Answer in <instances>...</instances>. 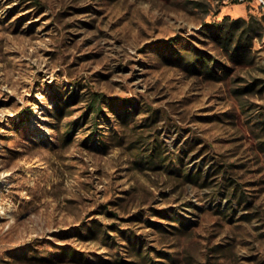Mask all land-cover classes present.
<instances>
[{
	"label": "rangeland",
	"instance_id": "obj_1",
	"mask_svg": "<svg viewBox=\"0 0 264 264\" xmlns=\"http://www.w3.org/2000/svg\"><path fill=\"white\" fill-rule=\"evenodd\" d=\"M0 264H264L257 0H0Z\"/></svg>",
	"mask_w": 264,
	"mask_h": 264
},
{
	"label": "trees",
	"instance_id": "obj_2",
	"mask_svg": "<svg viewBox=\"0 0 264 264\" xmlns=\"http://www.w3.org/2000/svg\"><path fill=\"white\" fill-rule=\"evenodd\" d=\"M238 20L233 21L232 25L230 27H227L224 25V27H221L219 31L216 32V40L217 42L223 43L224 47L226 48L227 52H230L231 47L233 43L235 42V37L232 33L233 26H235V23H237ZM176 39L172 38L170 40H167L165 42V45L167 48H171L175 45ZM245 47H243L239 42H236L235 48L233 52H230L231 57H235L239 52L243 51ZM200 62L202 66L208 71L212 69L211 63H212V56L205 55V54H198L196 57L195 62H191L190 65H195V63Z\"/></svg>",
	"mask_w": 264,
	"mask_h": 264
},
{
	"label": "built area",
	"instance_id": "obj_3",
	"mask_svg": "<svg viewBox=\"0 0 264 264\" xmlns=\"http://www.w3.org/2000/svg\"><path fill=\"white\" fill-rule=\"evenodd\" d=\"M225 1L244 2L247 0H225ZM257 2L259 3V6L264 10V0H257Z\"/></svg>",
	"mask_w": 264,
	"mask_h": 264
}]
</instances>
